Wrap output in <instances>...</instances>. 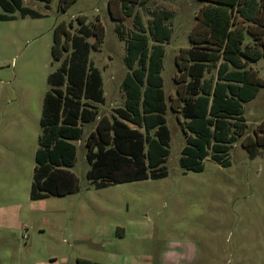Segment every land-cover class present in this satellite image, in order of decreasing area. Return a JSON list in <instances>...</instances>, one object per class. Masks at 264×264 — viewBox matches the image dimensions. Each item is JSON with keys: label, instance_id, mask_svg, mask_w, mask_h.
Segmentation results:
<instances>
[{"label": "rangeland", "instance_id": "1", "mask_svg": "<svg viewBox=\"0 0 264 264\" xmlns=\"http://www.w3.org/2000/svg\"><path fill=\"white\" fill-rule=\"evenodd\" d=\"M21 1L40 16L14 12L13 19L0 20V264H76L77 258L103 264H264V149L255 147L249 157L240 145L264 117V85L242 105L244 133L226 145L227 166L207 155L200 171H183L178 157L185 136L179 113L167 107L166 175L94 188L85 178L84 139L99 117L109 119L123 106L121 81L128 70L124 38L115 31L107 0H74L63 11L58 0H50L48 7ZM201 4L145 0L133 8L144 24L153 11H168L171 35L163 44L160 72L167 105L178 73L175 55L188 46L187 34ZM78 15L88 26L98 20L103 28L99 42L87 40L93 42L88 59L100 72L104 101L91 103L96 119L82 123L79 138L72 140L76 153L69 170L78 189L31 200L46 77L69 53L52 61V28L63 21L76 33ZM132 29V16L123 17L119 30L124 37ZM243 65L264 81V56ZM214 72L205 76L213 78Z\"/></svg>", "mask_w": 264, "mask_h": 264}, {"label": "trees", "instance_id": "2", "mask_svg": "<svg viewBox=\"0 0 264 264\" xmlns=\"http://www.w3.org/2000/svg\"><path fill=\"white\" fill-rule=\"evenodd\" d=\"M37 1L44 7L50 2ZM73 1L58 0V8L63 11ZM144 1L106 2L109 17L117 21L115 31L124 38L123 61L128 70L121 81L123 106L109 119L99 117L84 139L85 178L94 188L166 175L163 163L170 138L164 116L167 107L180 116L185 140L178 164L183 171H200L207 155L227 166L226 145L244 133L242 105L264 85L243 65L264 56V0H200L187 34L188 46L180 47L175 55L178 73L173 78L174 96L167 105L160 72L163 44L171 35L168 11H153L144 24L133 9ZM0 8V20L13 19L14 12L21 17L40 16L21 0H0ZM125 16H132L133 23L126 37L119 30ZM76 24V33H70L63 21L52 28V61L61 59L63 52L69 53L46 77L49 87L41 103L28 191L31 200L78 189L77 178L69 170L76 153L72 140L79 138L82 123L96 119L91 103L104 101L100 72L88 59L93 42L87 40L93 37L99 42L102 25L95 20L88 26L79 15ZM212 69L214 77H206ZM240 145L249 157L254 156L255 147L264 149V117L250 135L242 136ZM76 264L103 263L77 258Z\"/></svg>", "mask_w": 264, "mask_h": 264}]
</instances>
